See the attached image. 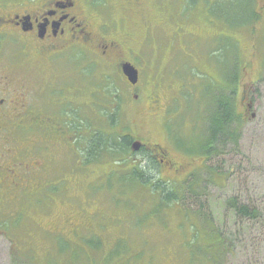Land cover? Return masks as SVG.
I'll use <instances>...</instances> for the list:
<instances>
[{
  "label": "rangeland",
  "instance_id": "rangeland-1",
  "mask_svg": "<svg viewBox=\"0 0 264 264\" xmlns=\"http://www.w3.org/2000/svg\"><path fill=\"white\" fill-rule=\"evenodd\" d=\"M106 1L93 0L95 22L108 18ZM150 1L151 14L135 13L139 24L124 28L133 50L127 58L140 73L137 100L121 77L90 61L37 63L39 77L54 82L39 84L52 102L47 109L72 136L68 146L52 145V167L42 175L47 184L37 188L28 177L17 190L1 185L0 264H264V0H252L258 16L246 24L234 22L248 17L247 0ZM154 18L160 24L149 31ZM63 81L68 88L63 97L70 101L62 105L57 99L63 97L56 96ZM151 87L160 95L154 110L146 105ZM233 88L242 117L239 152L229 145L218 148L207 162L212 174L220 171L212 179L203 156L183 147L195 149L207 135L212 106L207 99ZM65 111L70 117L62 116ZM93 131L164 147L180 169L160 172V162L158 169L151 159L145 176L170 180L176 192L184 189L182 200L167 205L148 181L128 175L145 165L139 152L120 149L125 152L120 157L105 152L87 161L82 152ZM45 149L42 145L38 157ZM192 181L196 186L190 189ZM232 196L257 207L258 217H236L226 206ZM211 233L228 251L215 261Z\"/></svg>",
  "mask_w": 264,
  "mask_h": 264
},
{
  "label": "flooded vegetation",
  "instance_id": "flooded-vegetation-1",
  "mask_svg": "<svg viewBox=\"0 0 264 264\" xmlns=\"http://www.w3.org/2000/svg\"><path fill=\"white\" fill-rule=\"evenodd\" d=\"M107 1L103 9L108 18L95 22L93 14L97 13L98 6L93 5V0H0V187L17 190L28 184V177L37 188L47 184V176L42 175L52 167L49 164L52 163L49 157L52 145L68 146L67 141L72 136L47 109L50 97L41 95L39 84L45 88L54 82H50L51 76L47 80L39 77L41 64L37 63L46 62L55 67V62L60 60L90 61L105 68L109 75L121 77L128 92L137 100L141 88L139 69L135 84H131L120 69L123 62L133 64L127 58L133 50L127 44L130 35L125 26L139 24L135 13L140 17L149 16V3L152 7L153 3L149 0ZM116 11L124 15L119 17ZM158 24L160 22L154 18L148 22L147 29L151 31ZM30 81H34L32 86ZM67 89L65 82H61L57 90L62 94L56 97H63ZM146 97L148 109H157L160 105L158 91L151 87ZM66 99L57 101L63 105L70 101ZM62 116L70 117L66 111ZM108 122L113 124L114 121L108 119ZM134 141L140 142L136 152L141 154L145 165L154 159L162 166L161 169L157 164L160 172L180 169L161 145L138 139L131 142ZM42 145L46 149L38 157ZM32 158H37L38 162H32ZM32 174L37 177L32 178Z\"/></svg>",
  "mask_w": 264,
  "mask_h": 264
},
{
  "label": "trees",
  "instance_id": "trees-1",
  "mask_svg": "<svg viewBox=\"0 0 264 264\" xmlns=\"http://www.w3.org/2000/svg\"><path fill=\"white\" fill-rule=\"evenodd\" d=\"M246 3V7L250 10L248 13V17L244 20L234 22V24H246L256 20L258 14L254 11L252 0H247ZM235 79H237V76L235 77V74H233L230 80L233 82ZM214 93L215 94H213L212 100L210 98L207 99V102H211L212 104L210 109L211 111H208V115L206 116L209 123L207 135H205V137L200 140V143L197 148L194 149L190 146V148L183 147L184 151L188 153H197L200 156H203L204 164L206 165L205 168L208 172L211 173L210 176H212V179L215 174L220 175V171H216L215 174H212V172L210 171L211 169L207 165V162L214 155H217V153L219 152L218 148L225 149L226 146L229 145V147L239 152V136L240 129L242 126V117L236 111V104L234 98L235 89L233 88L231 90L225 91L219 89L216 90ZM90 135L92 136H89L88 139H86L85 150L83 149L82 152L84 153L83 155L85 156L87 161L98 160L99 158H102L105 155V152L107 154L120 157L121 154L125 153L122 152L120 149H127V154L128 150L130 151L131 138L128 135L115 136L114 134H108L104 131H93ZM121 144H123L124 147H120ZM114 160L116 164H118L120 161V159L117 158ZM145 167H148V169L150 170L149 164L141 165V167L139 166L137 169L136 167H133L131 172H128V175L130 174V176L133 178V180H135V182L144 184L148 181L152 190L158 192L161 195L162 202H166L167 205L171 202L178 203L180 200H182V191L184 189L178 190V192H176L171 187L170 180L163 181L160 178L156 179L155 181H153V179L150 180L148 178L150 177V175H148L147 177L145 176V174L149 172V170L147 168L145 169ZM189 180L190 179H188L186 182H188ZM192 182L190 184V189L193 186H196V181ZM165 184H168L167 187L164 186ZM226 206L228 207V209L232 210L234 215L239 219H256L259 214L257 207L250 205L249 203L243 202L237 196H232L227 199ZM209 223L212 224L211 221H209ZM210 237H213L217 244V250L211 255L215 261L216 257L225 255L228 251L225 252L226 248L224 245V240H221L220 237L212 233ZM217 262L219 264H223L221 263V261Z\"/></svg>",
  "mask_w": 264,
  "mask_h": 264
},
{
  "label": "water",
  "instance_id": "water-1",
  "mask_svg": "<svg viewBox=\"0 0 264 264\" xmlns=\"http://www.w3.org/2000/svg\"><path fill=\"white\" fill-rule=\"evenodd\" d=\"M120 69L131 84H135L137 82L138 70L130 62H123L122 64H120ZM130 147L132 151L136 152L140 148V142L134 141L131 143Z\"/></svg>",
  "mask_w": 264,
  "mask_h": 264
}]
</instances>
